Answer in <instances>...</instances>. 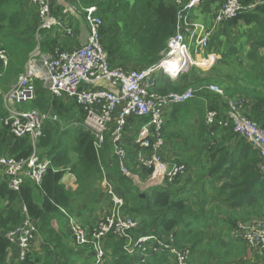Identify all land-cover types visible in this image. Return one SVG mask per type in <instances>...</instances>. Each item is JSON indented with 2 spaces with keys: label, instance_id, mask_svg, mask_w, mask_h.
Listing matches in <instances>:
<instances>
[{
  "label": "trees",
  "instance_id": "1",
  "mask_svg": "<svg viewBox=\"0 0 264 264\" xmlns=\"http://www.w3.org/2000/svg\"><path fill=\"white\" fill-rule=\"evenodd\" d=\"M206 1L209 0L202 3ZM217 1L222 3V0ZM256 1L258 0H239V3L247 7ZM79 2L83 7H96L103 22L101 46L107 53L110 67L124 71L145 70L161 59L168 39L176 33L177 13L181 9L174 0ZM64 5H57L53 13L61 16L62 20L69 21L67 14L61 15ZM37 24L36 11L27 0H0V49L7 51L9 55L5 69L0 61L1 86L5 87L11 77L15 83L17 77L24 72L27 59L36 47L34 34ZM242 28H249L250 31L254 28V34L247 35L246 42L251 41L252 46L247 54L252 60L249 64L250 74L256 72V75L239 78L240 70L233 67L234 75L226 78L231 84H225L221 75L204 78L196 75L192 69L175 81L159 75L155 77L151 87V91L160 96L173 93L182 95L188 89L198 91L194 98L173 105L162 129L166 144L161 156L168 164L184 165V177L140 191L135 182L120 171L118 159L110 157L112 146L108 136L97 156L91 134L82 127L61 129L57 124H47L43 136L37 142L39 159L50 161V168L40 187L25 183L18 192H14L0 178V264H5L10 248L5 235L16 230L25 218L36 223L41 248L39 251L33 250L24 261L16 264H89L91 254L87 249L74 248L62 211L87 229L94 226L101 204L110 205V198L100 188L101 168L113 185L114 192L124 201L122 213L138 221V229L131 232L134 236L152 233L171 235L177 248L189 249L187 264H260L258 259H246L249 247L242 240L235 239L232 231L239 221L250 223L247 222L250 221V215H241L242 211H249L257 220L264 218V173L260 171L261 160L257 151L232 132L224 100L206 90V87L214 85L227 98L242 100L244 103L241 111L264 128V5L258 4L255 8L242 11L237 17L220 23L212 33L206 51L216 52L222 59L229 57V53L219 51L218 43L223 37L229 38L233 31ZM51 34L50 31L40 34L42 52L52 53L56 47L68 50L74 44L69 39L60 41L59 34L51 42ZM17 49H22V54H18ZM232 54L237 55L236 52ZM227 59L220 60L217 66L225 65V62L228 64ZM216 68L213 72L219 70ZM9 86L10 84L1 92H7ZM33 87L35 98L26 103L29 107L55 115L63 122L80 124L83 121V111L72 100L51 96L38 80L34 81ZM207 112L216 113L213 136L205 125ZM4 117L0 97V118ZM195 117L198 123L190 136L200 144L195 146L193 154L170 161L165 153L166 148L173 145L181 150V137L173 131V127L180 124L181 119H187L183 127L188 128ZM221 119L228 122L227 126H219ZM148 122V118L132 116L128 118L124 128L126 166L141 182L148 177L150 171L135 167V153L139 148L134 141L140 128ZM57 126L61 131L55 138ZM215 134L219 135V140L215 138ZM144 152L148 153L149 150ZM31 153L28 138H13L8 128L0 123V156L26 159ZM203 163L207 165V169L200 188L205 192L198 202H192L189 193L185 191L186 187L177 186ZM66 172L76 178L77 185L72 192L66 191L60 183ZM22 209H25V213ZM55 224L57 229L53 227ZM124 244V238L112 234L106 237L103 242L105 264L173 263L164 254L145 261L129 257L123 251ZM251 251H256L259 257H263L264 250Z\"/></svg>",
  "mask_w": 264,
  "mask_h": 264
},
{
  "label": "built area",
  "instance_id": "2",
  "mask_svg": "<svg viewBox=\"0 0 264 264\" xmlns=\"http://www.w3.org/2000/svg\"><path fill=\"white\" fill-rule=\"evenodd\" d=\"M27 1L35 9L38 21L34 34L36 47L29 55L24 72L18 76L15 84L7 92L1 93L5 117L0 118V123L8 128L13 138H28L32 147V153L26 159L0 156V178L14 192H18L25 183L40 187L50 168L48 159H39L37 144L49 123H58L63 128L82 127L91 134L97 156L108 136L112 146L110 157L118 159L123 175L143 187V190L184 177V165L168 164L161 156L166 144L162 129L173 105L194 98L198 91L188 89L182 95L173 93L160 96L151 91L155 77L164 75L175 81L188 73L194 66H198L190 52L195 53L207 48L212 33L220 23L237 17L240 12L253 9L258 4L264 5V0H258L247 7L241 6L239 0H222L211 26L206 29L204 25L197 24L191 16V10L205 0H174L181 7L177 13L176 33L168 39L161 59L145 70L124 71L110 67L107 53L101 46L100 32L103 22L94 6L83 7L79 0H60L65 4L63 14L70 13L83 20L86 32V44L83 46L75 26L68 20L54 15V8L58 5L54 0ZM44 31L58 32L62 37L60 41L75 40L77 44L68 50L56 47L52 53L41 54L39 38ZM207 59L211 62L216 60ZM0 61L4 67L7 66L3 49H0ZM35 80L40 81L51 96L72 100L83 111V121L80 124L63 122L55 115L34 108H17L34 100ZM150 80L153 81L152 84L149 83ZM206 90L224 100L232 132L257 151L261 160L260 171L264 173V128L241 111L244 103L242 100L227 98L214 86L206 87ZM132 116L149 119V122L140 128L134 141L139 148L135 153V167L150 171L142 182L132 175L126 166L124 128L128 118ZM215 119V112L205 114V125L211 136ZM228 122L221 119L219 126L225 127ZM146 150L149 152H144ZM101 171L100 188L110 198V205L101 204L94 226L87 229L74 217L62 211L75 249L89 251V264H105L103 242L112 234L125 239L123 251L129 257H138L145 261L164 254L172 260V264H187L189 249L177 248L171 235L152 233L136 237L131 234L138 229V221L122 213L124 201L114 192L113 185L107 180L102 168ZM22 210L25 213V209ZM232 232L235 239L242 240L249 248L264 250V218L250 223L239 222ZM36 233V223L25 218L16 230L5 235L10 248L15 246L17 249L18 262L24 261L36 250Z\"/></svg>",
  "mask_w": 264,
  "mask_h": 264
},
{
  "label": "rangeland",
  "instance_id": "3",
  "mask_svg": "<svg viewBox=\"0 0 264 264\" xmlns=\"http://www.w3.org/2000/svg\"><path fill=\"white\" fill-rule=\"evenodd\" d=\"M201 4V3H200ZM95 7V6H94ZM96 8V7H95ZM96 13H97V9H96ZM102 20V19H101ZM195 21V20H194ZM59 34L61 35L60 33L58 32H52L51 36L52 38L49 39V41L52 42L53 39H57L56 38V35ZM251 34H254V28L251 29V31L249 30V28H243L241 30H236V31H233L231 33V37L229 38H226L224 39L225 37H223V39L218 43V46H219V51L220 52H223V53H229L230 56L227 57V58H223L222 59V56L219 54L217 56V59L214 61V62H211L209 59H204L202 62L201 61H197L195 60L196 64L198 66H194L192 69L194 71V73H196V75H200L202 77H211V78H214L216 76H219L221 75V79L224 81L225 84H231L229 82L226 81V78L229 77V76H233L234 73L232 71V68L233 67H236L240 70V75H239V78H246L248 77L249 75L251 76H254L256 75V72L253 73V74H250L251 71L249 70V64L252 62V60L247 56L248 52H249V49L252 48L251 46V41L249 42H246V36L249 35V36H252ZM62 38V37H61ZM39 41H40V38H39ZM250 43V44H249ZM40 45V44H39ZM209 46V43L207 44V47ZM238 49V50H237ZM34 51V50H33ZM32 51V52H33ZM39 51L41 54L45 53V52H42L41 48H39ZM16 52L18 54H22L23 50L22 49H17ZM31 52V53H32ZM232 52H236L237 55H234L232 54ZM6 53V59H7V66H8V60H9V55H8V52L5 51ZM30 53V54H31ZM191 54L192 51L190 52ZM29 58V57H28ZM222 59V60H221ZM225 59L228 60V64L225 62V65L224 64H220L219 66H217L219 64V61H225ZM28 60V59H27ZM218 62V63H217ZM27 63V62H26ZM26 65V64H25ZM6 66V67H7ZM6 67L3 66V69H5ZM25 67V66H24ZM218 67L219 70L213 72V69ZM243 68V69H242ZM191 69V70H192ZM217 69V68H216ZM24 70V69H23ZM243 73V74H242ZM3 75V74H2ZM1 75V76H2ZM184 75V74H183ZM5 76V75H4ZM3 76V77H4ZM164 76V75H163ZM182 76V75H181ZM168 78V77H167ZM3 79V78H2ZM1 80V78H0ZM13 81V77H11L9 79V82L6 84V86H1L0 84V97H1V93H4V92H1L2 90L6 89L8 87V85L10 84V88L15 84ZM17 81V79L15 80V82ZM12 82V83H11ZM211 86H214V85H211ZM216 87V86H214ZM218 88V87H216ZM219 89V88H218ZM221 90V89H219ZM222 91V90H221ZM17 108H20L22 110H29L31 109V107H29L27 104L25 105H21L20 107H17ZM205 119V118H204ZM187 122V119H181L180 120V124H178L177 126L173 127V131L176 132V133H179V136L181 137L179 139V144H180V149L181 150H178L175 146L172 145V150L173 151H179V152H175L174 153V156L175 158L179 157V156H184V152L186 151V149L188 148H191L192 146L195 148V146L199 145L200 142L199 141H196L194 137H191L190 135L192 134V131L193 129L196 128V125L198 123V119L195 117V120L194 121H190V125L188 128H185L183 127V125ZM58 126L61 127L60 124L56 123ZM57 126V127H58ZM55 128V127H54ZM61 129H63V127H61ZM61 129L58 127L55 128V131H54V137L56 138L58 136V134L60 133ZM64 131V130H63ZM164 140H166L165 136H164ZM184 143V144H183ZM171 146V145H170ZM196 149V148H195ZM190 154H193V153H190ZM171 159H174L173 157H171ZM170 159V161H171ZM176 161V160H175ZM195 170V169H194ZM193 171V170H192ZM192 176H193V179H194V182H196V187H201V183L200 181H196L198 176L193 173L191 176H190V179H189V183H192L193 180H192ZM183 183H180L177 187H184L182 185ZM190 187V185H189ZM137 188L140 190V191H144L143 190V187H140L138 184H137ZM71 192V191H69ZM39 197V196H38ZM38 199V198H37ZM39 200V199H38ZM0 207H1V203H0ZM255 217V216H254ZM64 220V219H63ZM65 222V220H64ZM241 222V221H239ZM65 225H66V222H65ZM55 228L57 229V224H55ZM37 236V234H36ZM40 239V238H39ZM256 251H249L247 253V256H246V259L249 260V259H258L259 256L256 254L258 252Z\"/></svg>",
  "mask_w": 264,
  "mask_h": 264
},
{
  "label": "crops",
  "instance_id": "4",
  "mask_svg": "<svg viewBox=\"0 0 264 264\" xmlns=\"http://www.w3.org/2000/svg\"><path fill=\"white\" fill-rule=\"evenodd\" d=\"M55 2H56V4H58L60 6L64 5L62 3V1H60V0H54V3ZM220 5H221V3L217 0L206 1L205 3L200 4L197 8H195L191 11L192 19H194L197 24L202 25V26L204 25L205 28L208 29L211 26L214 15L218 11V9L220 8ZM56 9H57V7L55 6L54 11ZM61 11H62L61 12V15H62L63 7H62ZM58 17H61V16H58ZM67 17H68L69 21L71 22V24L73 26H75L74 28L76 29V32L79 33V38H80L82 35V32H83V29H84L83 20L78 18L76 15H71L70 13L66 15V18ZM72 42L74 44L76 43L75 40H73ZM74 44H73V46H74ZM206 49L207 48L202 49V50L195 52V53H194V51H192L193 54H191V55L193 57H195L194 60H197V61L199 60L202 62L204 59L206 60L207 58H211V59L216 58L217 59V56L219 55L218 53L213 52V51H206ZM45 54H47V53H45ZM217 134H219V133H217ZM217 134H215L216 135L215 138L219 140L220 134L219 135H217ZM186 150L187 151H185L183 153L184 155L190 154V153L196 151V149L193 146L191 148L186 149ZM175 152H179V151H173L171 147H168L165 150V153L170 157V159H171V157L175 158V156H174ZM180 157H183V156H179L177 158H180ZM206 169H207V165L205 163H203L202 165H200V168H196L195 170H193V172L198 176L196 181H200V183H202L201 180L204 179V176L206 175V173H205ZM191 175L192 174H190V176ZM190 176L188 177V175H187L181 183H183L182 185L184 187H186L185 191H187L189 193L190 199L192 200V202H198L199 199L202 197L201 194L203 192H205V190L201 189L200 185H199V187H196V182H194L193 176H192L193 182L189 183ZM75 181H76L75 176L69 172H66L64 174L63 178L61 179L60 183L66 191L72 192L75 189V185H77ZM189 185H190V187H189ZM207 192H208V190H207ZM241 215H250L249 216V218L251 217L250 221H247V222H253V221L257 220V218H253L254 216L251 215V213L249 211H246L244 213L242 211ZM54 226L55 225H53V227ZM40 243H41V239H39V238H37V236H35V247H36L37 251H39V249L41 248ZM249 251H251V249L248 248L247 253ZM258 260H260V264H264V254H263V257H259ZM17 262H18L17 261V249L15 246H13L7 251L5 264H16Z\"/></svg>",
  "mask_w": 264,
  "mask_h": 264
},
{
  "label": "water",
  "instance_id": "5",
  "mask_svg": "<svg viewBox=\"0 0 264 264\" xmlns=\"http://www.w3.org/2000/svg\"><path fill=\"white\" fill-rule=\"evenodd\" d=\"M80 42L81 44L84 46L86 44V32H85V28L83 29L82 35L80 37ZM150 84L153 83V81H149Z\"/></svg>",
  "mask_w": 264,
  "mask_h": 264
}]
</instances>
